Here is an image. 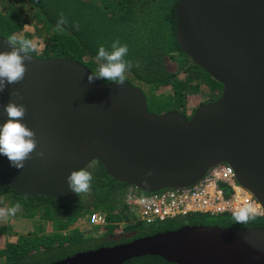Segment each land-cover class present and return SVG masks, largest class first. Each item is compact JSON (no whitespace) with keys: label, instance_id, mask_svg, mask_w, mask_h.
I'll return each instance as SVG.
<instances>
[{"label":"water","instance_id":"obj_1","mask_svg":"<svg viewBox=\"0 0 264 264\" xmlns=\"http://www.w3.org/2000/svg\"><path fill=\"white\" fill-rule=\"evenodd\" d=\"M176 19L182 53L222 86L215 102L190 119L177 111L157 115L127 81L103 83L80 63L20 52L27 71L0 93V124L4 105L24 104L22 122L37 147L22 169L0 156V186L73 203L68 176L95 161L112 180L146 195L191 187L224 164L264 211V0H179ZM14 49L0 35V52ZM146 256L173 264H264V226L187 225L53 264H125Z\"/></svg>","mask_w":264,"mask_h":264},{"label":"trees","instance_id":"obj_2","mask_svg":"<svg viewBox=\"0 0 264 264\" xmlns=\"http://www.w3.org/2000/svg\"><path fill=\"white\" fill-rule=\"evenodd\" d=\"M178 2L0 0V35L7 40L13 36L31 40L40 48L29 55L41 60L66 58L82 64L93 75L100 66L96 59L98 48L104 46L110 51L112 42L119 40L128 46L125 59L133 65L125 72V81L141 90L148 111L157 115L177 111L190 119L199 106L220 97L222 86L180 50L176 40ZM61 13L66 23L63 30H58ZM190 97L199 104L187 115ZM85 169L93 175L90 190L77 195L73 203L23 196L0 186V209L9 217L16 216L33 225V230L24 234L0 225V264H53L79 253L127 244L187 225L233 229L264 226V217L249 216L248 221L238 223L234 215H190L153 226L132 223L126 198L131 192L145 194L112 180L96 161ZM17 205V211L10 213ZM93 213L101 214L105 225L81 231ZM10 237L16 240L11 242ZM125 264L173 263L146 256Z\"/></svg>","mask_w":264,"mask_h":264},{"label":"clouds","instance_id":"obj_3","mask_svg":"<svg viewBox=\"0 0 264 264\" xmlns=\"http://www.w3.org/2000/svg\"><path fill=\"white\" fill-rule=\"evenodd\" d=\"M66 20L61 13L57 22V29L63 30L62 25ZM13 45L18 46V50L11 52H0V93L10 84H15L24 79L27 68L24 64V57L19 53L30 54L35 51L36 45L28 39H18L16 36L9 40ZM128 54V46L115 40L111 44L109 51L104 46L98 48L96 59L100 62L98 73H94L95 78L106 80L117 84L125 82V72L132 68L130 61L125 59ZM93 76L89 77L92 81ZM7 119L0 124V156H5L10 165L16 169H22L25 161L31 158V154L37 147L35 133L29 129L22 121L26 114V107L16 100H10L3 106ZM40 156L44 154L37 153ZM70 189L78 196L81 193H87L90 190L93 175L85 168L74 170L68 176ZM18 205L9 210L14 214ZM250 208H241L234 213V219L238 223L248 221Z\"/></svg>","mask_w":264,"mask_h":264},{"label":"built area","instance_id":"obj_4","mask_svg":"<svg viewBox=\"0 0 264 264\" xmlns=\"http://www.w3.org/2000/svg\"><path fill=\"white\" fill-rule=\"evenodd\" d=\"M125 203L133 217L132 223L143 226H153L190 215H234L245 207L251 209L249 216L264 217L260 203L237 183L232 168L224 164L210 169L191 187L147 195L131 192ZM104 225L105 219L101 214L93 213L88 217V226Z\"/></svg>","mask_w":264,"mask_h":264},{"label":"rangeland","instance_id":"obj_5","mask_svg":"<svg viewBox=\"0 0 264 264\" xmlns=\"http://www.w3.org/2000/svg\"><path fill=\"white\" fill-rule=\"evenodd\" d=\"M28 29V27L26 28ZM33 42V41H32ZM36 44V43H34ZM37 49L40 48V45L36 46ZM199 104V100H197L195 97H190L188 99L187 103V115L191 114L192 109L197 107ZM86 222V220H85ZM87 224V223H86ZM0 225L5 226V227H12L14 231L18 232L19 234H24L27 231H32L33 230V225L31 224L30 221H24L20 219L19 217L16 216H11L9 217L8 215L5 214L4 209H0ZM88 225L80 227V230L83 232H86L88 230ZM46 230V228H44ZM15 237H10L9 241L13 242L15 241Z\"/></svg>","mask_w":264,"mask_h":264}]
</instances>
